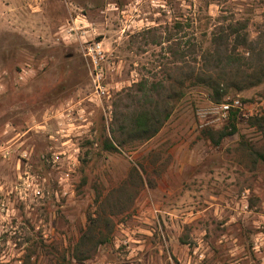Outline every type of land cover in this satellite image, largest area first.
Masks as SVG:
<instances>
[{"label":"rangeland","instance_id":"obj_1","mask_svg":"<svg viewBox=\"0 0 264 264\" xmlns=\"http://www.w3.org/2000/svg\"><path fill=\"white\" fill-rule=\"evenodd\" d=\"M234 28L264 49V0H0V264H264V81L207 88Z\"/></svg>","mask_w":264,"mask_h":264},{"label":"trees","instance_id":"obj_2","mask_svg":"<svg viewBox=\"0 0 264 264\" xmlns=\"http://www.w3.org/2000/svg\"><path fill=\"white\" fill-rule=\"evenodd\" d=\"M229 35H235L236 42V45L231 50L227 49ZM221 39L219 38L218 40L215 38L213 41H220ZM252 42L246 34L239 35L238 29L234 28L230 30L229 34L224 35L221 44L222 47L217 48L209 54L214 59L216 68L218 69V78L212 80L207 86L212 99H221L230 88L242 91L264 81V49L258 48V45L254 46ZM242 47L244 51L237 53L236 50ZM248 61L253 63L252 68L248 66ZM162 114L160 116L157 107L141 110L131 117L130 128H128L126 133L147 138L154 136L169 118V112L167 110L164 109V113ZM259 120L257 119L255 122L260 123ZM125 129V127H122L121 130L124 132ZM234 130L233 127L231 132ZM103 146L108 151L117 150L116 146L109 139L104 141ZM84 238L85 236H83Z\"/></svg>","mask_w":264,"mask_h":264},{"label":"built area","instance_id":"obj_3","mask_svg":"<svg viewBox=\"0 0 264 264\" xmlns=\"http://www.w3.org/2000/svg\"><path fill=\"white\" fill-rule=\"evenodd\" d=\"M86 50V56L91 64L90 80L92 91L90 100L93 102H101L102 98L108 94V84L106 81L118 69V66H115L113 62L110 63L107 61L100 42H93ZM229 106L228 104L221 105L224 114L230 110ZM232 107L240 111L243 110L242 105L238 101H234Z\"/></svg>","mask_w":264,"mask_h":264}]
</instances>
